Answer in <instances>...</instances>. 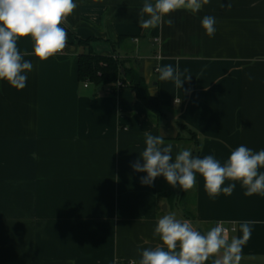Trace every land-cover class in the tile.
Segmentation results:
<instances>
[{"label":"crops","instance_id":"obj_1","mask_svg":"<svg viewBox=\"0 0 264 264\" xmlns=\"http://www.w3.org/2000/svg\"><path fill=\"white\" fill-rule=\"evenodd\" d=\"M75 2L61 25L65 49L46 61L25 56L34 67L22 90L0 81V264H137L169 212L202 232L224 221L229 239L241 222L257 221L240 264H264V195L246 196L235 182L231 196L213 201L198 174L183 202L180 187L162 176L142 185L147 174L131 166L145 131L172 143L173 157L187 148L222 165L240 145L264 149V0H210L196 14L165 17L172 27L150 29L138 25L144 0ZM206 15L217 21L212 38L201 27ZM78 39L134 66L161 113L133 89L85 87L78 60L89 48ZM17 47L31 53V37ZM168 64L189 69L181 89L159 80L157 67Z\"/></svg>","mask_w":264,"mask_h":264},{"label":"clouds","instance_id":"obj_2","mask_svg":"<svg viewBox=\"0 0 264 264\" xmlns=\"http://www.w3.org/2000/svg\"><path fill=\"white\" fill-rule=\"evenodd\" d=\"M210 0H144L138 12V25L143 29L156 28L162 23L174 26L170 14L179 9L196 14ZM231 8V3L225 6ZM77 8L75 0H0V81L22 90L27 86L28 73L33 70L31 61L24 59L34 55L46 61L65 49L68 33L61 25ZM216 18L206 15L201 19L205 34L212 38L216 33ZM31 37V53L21 52L17 47L20 38ZM159 80L174 83L181 89L190 80L188 68L181 71L179 65L157 67ZM145 147L139 158L131 165L134 171L146 173L140 177L142 185L153 186L163 177L173 188L183 191L193 189L197 175L203 177L205 191L213 201L223 193L231 196L240 182L244 195H264V149L254 151L244 145L233 150L222 165L213 155L202 158L194 156L191 149H181L173 157L172 143H166L162 135L143 133ZM143 163H140V160ZM231 181L223 186L225 181ZM223 186V187H222ZM257 221L240 223L239 237H228L224 221H218L207 231H200L187 219L176 218L169 212L160 217L153 231L159 238L154 247L138 250L137 264H240L242 248L251 238Z\"/></svg>","mask_w":264,"mask_h":264},{"label":"trees","instance_id":"obj_3","mask_svg":"<svg viewBox=\"0 0 264 264\" xmlns=\"http://www.w3.org/2000/svg\"><path fill=\"white\" fill-rule=\"evenodd\" d=\"M120 40H125V38H120ZM78 42L81 46L89 48L87 52L79 56L78 79L80 82L108 87L114 93L118 85L121 88L133 89L152 114L159 115L161 113L159 98L150 95L144 77L134 66H127L126 59L96 54L91 48L93 39H78ZM183 194L184 202L187 199V191H183Z\"/></svg>","mask_w":264,"mask_h":264},{"label":"rangeland","instance_id":"obj_4","mask_svg":"<svg viewBox=\"0 0 264 264\" xmlns=\"http://www.w3.org/2000/svg\"><path fill=\"white\" fill-rule=\"evenodd\" d=\"M190 140H191V141H194V140H193V138H191ZM191 191H192V189H190V190H187V197H189V196H190V192H191ZM182 192H183V190H182ZM188 209H189V208H188Z\"/></svg>","mask_w":264,"mask_h":264},{"label":"built area","instance_id":"obj_5","mask_svg":"<svg viewBox=\"0 0 264 264\" xmlns=\"http://www.w3.org/2000/svg\"><path fill=\"white\" fill-rule=\"evenodd\" d=\"M90 83L89 82H85V87H87L88 85H89ZM118 87H120L119 85H118Z\"/></svg>","mask_w":264,"mask_h":264}]
</instances>
